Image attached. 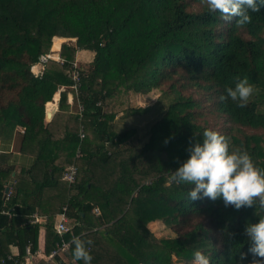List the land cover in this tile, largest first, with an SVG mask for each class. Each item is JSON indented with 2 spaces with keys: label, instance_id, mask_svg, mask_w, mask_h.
<instances>
[{
  "label": "trees",
  "instance_id": "trees-1",
  "mask_svg": "<svg viewBox=\"0 0 264 264\" xmlns=\"http://www.w3.org/2000/svg\"><path fill=\"white\" fill-rule=\"evenodd\" d=\"M250 15L244 26L235 17L225 22L202 0H0V139L21 130L19 151L35 157L24 185L14 178L8 198L15 168L0 166V256L13 245L23 259L26 244L38 247L40 226L48 252L60 242L54 216L66 205L76 238L93 241L91 264H197L196 251L211 264H235L249 247L245 226L264 210L189 200L191 186L168 178L205 128L264 168V6ZM53 36L74 44L62 42L59 60L49 59L34 75L31 65L50 50ZM84 50L92 59L76 64L75 82V53ZM243 78L256 89L246 107L219 101ZM62 85L71 87L68 97L75 90L81 111L56 127L57 114L47 121L45 109ZM153 89L160 93L152 106L128 104L129 93ZM64 100L60 93V105ZM161 101L142 135L139 125L115 128L117 113L132 123ZM129 138L135 143L122 148ZM69 164L79 166L72 182L61 179ZM34 211L46 216L42 225L30 222ZM156 220L173 234L156 236L147 226ZM72 241L66 258L49 264H84L74 260Z\"/></svg>",
  "mask_w": 264,
  "mask_h": 264
},
{
  "label": "clouds",
  "instance_id": "clouds-1",
  "mask_svg": "<svg viewBox=\"0 0 264 264\" xmlns=\"http://www.w3.org/2000/svg\"><path fill=\"white\" fill-rule=\"evenodd\" d=\"M210 13L219 12L225 22L244 26L252 22L250 12H259L264 0H202ZM56 60V59H54ZM256 89L247 78L237 79L234 87L226 86L218 99L231 100L244 108ZM188 157L169 175V184L190 185L189 200L222 199L225 207H255L264 210V168L254 162L251 154L242 146L230 148L228 138L217 130L205 128L202 141L193 142L186 149ZM244 233L249 241L247 252H239L235 264H264V217L256 223H248ZM92 240L79 237L72 241V256L76 261L91 264L92 256L87 245ZM249 254L252 256L248 260ZM197 264H211L210 257L200 251L194 253Z\"/></svg>",
  "mask_w": 264,
  "mask_h": 264
},
{
  "label": "built area",
  "instance_id": "built-area-1",
  "mask_svg": "<svg viewBox=\"0 0 264 264\" xmlns=\"http://www.w3.org/2000/svg\"><path fill=\"white\" fill-rule=\"evenodd\" d=\"M49 59L59 60V57L54 58L50 52L41 54L38 58V61L31 65L32 73L34 75H40L43 72L45 63ZM70 74L72 80L76 82L78 80L79 73L75 62L73 63ZM74 94H76V92ZM78 107H79V111H78L79 114L81 111V105H79V103H78ZM78 136H79V140L81 141L84 138V133L80 131ZM80 155L81 153L78 148L76 152V156H80ZM77 172H78L77 165L69 164L64 168L61 174V179L66 182H72L74 181ZM8 196H9V192H5V198H8ZM93 211L99 214L98 208H94ZM1 212H6V210L3 209L1 210ZM56 217L57 218L54 222L53 229L54 232L61 237L60 242H56L48 252H45L42 246L37 247L35 250H32L31 243H28L24 247V253L22 256L23 259H18L16 257L18 255V252L16 254L9 253L5 257L0 256V264H6L7 261H11L12 264H49L50 262L53 261L55 256L58 255L60 256L64 254V252L69 249L71 241L76 238V235L72 230L73 222L72 219L68 217L66 205L62 206L61 211L57 213ZM30 222L42 223L44 222V220L34 213L30 219ZM64 234H68L69 237L67 239L63 238L62 235Z\"/></svg>",
  "mask_w": 264,
  "mask_h": 264
},
{
  "label": "crops",
  "instance_id": "crops-1",
  "mask_svg": "<svg viewBox=\"0 0 264 264\" xmlns=\"http://www.w3.org/2000/svg\"><path fill=\"white\" fill-rule=\"evenodd\" d=\"M58 38L63 39V37H58ZM59 48H60V45H59ZM59 48L57 52H59ZM92 55H93V52L89 50L77 51L75 53V59H76L75 62L76 64H78L79 62L87 63L88 61L92 59ZM70 88L71 87H68L66 85L60 86L57 90L59 91L58 96L56 97V99H52L53 104H51V107L49 108V110L54 109L52 116H54V114L56 116L57 114V118L54 124L56 127H60L65 124L66 119H67L66 118L67 113H78L79 111L76 94H74L72 100H70L67 95V92L70 90ZM60 93H65V100L61 103V105H60ZM141 94L142 93H136V95H141ZM52 116L50 117V119H47V121H50ZM117 117L118 116L116 115L115 118ZM20 137H21V130L16 129L15 134L13 135L11 139H0V166L1 165H14V168H15V170L12 172L10 184L8 185L9 186L8 192L10 191V189L14 190V188H12V184H13L14 178L16 177L21 178L20 179L21 184L17 183V185H21V187L24 185L25 180H23L22 178L29 177L24 172V170H27L28 168H30L35 161V157L32 154L23 153L19 151ZM21 191H24V190L21 189ZM34 213L38 214V216L41 219L46 221V216L44 214H41L38 211H34ZM56 216L57 214L54 216V222L57 218ZM43 223L44 222L40 224L42 225ZM41 246L44 248V229L42 226H40L39 228V238H38V247H41ZM9 252L12 254H16L18 252L17 247L10 245Z\"/></svg>",
  "mask_w": 264,
  "mask_h": 264
},
{
  "label": "rangeland",
  "instance_id": "rangeland-1",
  "mask_svg": "<svg viewBox=\"0 0 264 264\" xmlns=\"http://www.w3.org/2000/svg\"><path fill=\"white\" fill-rule=\"evenodd\" d=\"M62 42H72L74 44L75 38L72 37H63ZM60 43V44H61ZM59 48V47H58ZM48 52L51 53L50 50ZM58 52H56V58H58ZM77 58V57H76ZM76 60V59H75ZM159 91L157 89H153L150 92L146 94H141V95H136L135 92L129 93V98H128V104L133 106V107H146V106H152L157 97L159 96ZM70 100L73 99L72 96L69 97ZM165 101H161L160 104L156 105L153 109L144 111V113L140 114V119L136 117V120L131 123V119L129 115L124 114L122 116V112L117 113V119H114V125L116 129H122V128H127L130 125L132 126H140L139 127V135H142V133L147 129V125L150 124L152 121L151 119L155 116H157L159 113L160 109H157L159 106H162ZM73 103V102H72ZM48 109V107H47ZM109 109V107H107ZM52 110V109H50ZM135 124V125H133ZM131 138H129L126 142L122 144V148L126 146L133 145L135 143V140L129 141ZM146 140V138L144 139ZM79 168V166H78ZM97 208V207H95ZM93 211V210H92ZM95 214H97L95 211H93ZM73 222V221H72ZM148 228L156 235V236H169L172 235L173 233L170 231L168 227H166L160 220L152 221L148 223ZM62 258H66V255L62 254Z\"/></svg>",
  "mask_w": 264,
  "mask_h": 264
},
{
  "label": "bare ground",
  "instance_id": "bare-ground-1",
  "mask_svg": "<svg viewBox=\"0 0 264 264\" xmlns=\"http://www.w3.org/2000/svg\"><path fill=\"white\" fill-rule=\"evenodd\" d=\"M64 39L58 38L56 36H53L52 44L50 47L51 54L54 58H56V52L58 51V47ZM44 72V71H43ZM72 95L74 96V92L72 90Z\"/></svg>",
  "mask_w": 264,
  "mask_h": 264
},
{
  "label": "water",
  "instance_id": "water-1",
  "mask_svg": "<svg viewBox=\"0 0 264 264\" xmlns=\"http://www.w3.org/2000/svg\"><path fill=\"white\" fill-rule=\"evenodd\" d=\"M53 112H54V109H52V110L45 109V119H50V117L52 116ZM8 188L9 187H6L4 191L8 192Z\"/></svg>",
  "mask_w": 264,
  "mask_h": 264
}]
</instances>
